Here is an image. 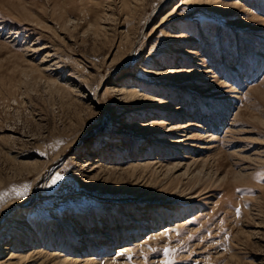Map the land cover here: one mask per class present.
Segmentation results:
<instances>
[{
    "label": "rangeland",
    "instance_id": "1",
    "mask_svg": "<svg viewBox=\"0 0 264 264\" xmlns=\"http://www.w3.org/2000/svg\"><path fill=\"white\" fill-rule=\"evenodd\" d=\"M0 264H264V0H0Z\"/></svg>",
    "mask_w": 264,
    "mask_h": 264
}]
</instances>
